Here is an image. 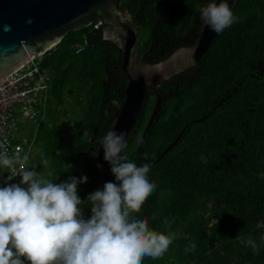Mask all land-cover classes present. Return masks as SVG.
I'll use <instances>...</instances> for the list:
<instances>
[{"label": "trees", "instance_id": "trees-1", "mask_svg": "<svg viewBox=\"0 0 264 264\" xmlns=\"http://www.w3.org/2000/svg\"><path fill=\"white\" fill-rule=\"evenodd\" d=\"M209 2L122 0L125 7L133 3L132 11L144 18L141 51L156 60L143 61H163L197 41L186 46L161 42L152 54L149 43L163 26L157 18H169L165 26L174 27ZM232 11L237 21L216 38L200 71L188 69L162 83V107L146 132L140 156L136 152L155 103L152 94L122 153L138 165L151 163L149 179L156 184L133 215L147 220L152 230L177 236L162 258L145 257L142 264H264V227H257L264 222V0H238ZM96 23L68 33L42 56L41 66L51 75L49 97L28 159L34 169L38 150L47 161L44 176L54 183L86 176L87 182L77 187L82 201L101 187L93 165L97 140L109 130L126 85L117 60L121 51L103 40ZM75 43L84 46L79 54L72 49ZM67 88L75 90L79 104L75 133L69 138L59 117ZM82 212L90 218L91 206L83 204ZM248 238L256 242L258 254L247 246Z\"/></svg>", "mask_w": 264, "mask_h": 264}, {"label": "clouds", "instance_id": "clouds-1", "mask_svg": "<svg viewBox=\"0 0 264 264\" xmlns=\"http://www.w3.org/2000/svg\"><path fill=\"white\" fill-rule=\"evenodd\" d=\"M200 13L204 25L217 34L238 19L228 0L219 4L210 0ZM126 136L113 126L98 138L119 183L106 182L86 201L77 194L86 176L54 183L29 167L15 172L22 161L0 153V168L9 170V180L21 177L20 184L0 187V264H24L25 260L28 264H142L145 257H163L177 236L152 230L147 220L133 215L141 211L156 184L149 179L151 163L138 165L122 154L128 148ZM85 203L91 206L88 219L82 212ZM257 227H264V222ZM246 244L259 253L252 238Z\"/></svg>", "mask_w": 264, "mask_h": 264}, {"label": "water", "instance_id": "water-1", "mask_svg": "<svg viewBox=\"0 0 264 264\" xmlns=\"http://www.w3.org/2000/svg\"><path fill=\"white\" fill-rule=\"evenodd\" d=\"M122 0H0V80L25 65L31 56H43L56 47L70 32L90 26L97 21L102 38L121 51L118 62L125 79L124 99L115 112L109 130L125 132L126 142L135 133L138 118L145 112L150 94L155 103L148 124L137 148L140 156L146 132L157 120L164 94L161 85L186 69L195 68L212 48L220 35L200 25L197 41L175 50L157 63L144 62L139 53L138 26ZM238 0H228L231 9ZM220 0H216L219 4ZM176 142L161 154L162 158ZM93 165L101 179L100 190L106 182L119 183L111 173V165L104 159L102 145L95 149Z\"/></svg>", "mask_w": 264, "mask_h": 264}, {"label": "built area", "instance_id": "built-area-1", "mask_svg": "<svg viewBox=\"0 0 264 264\" xmlns=\"http://www.w3.org/2000/svg\"><path fill=\"white\" fill-rule=\"evenodd\" d=\"M72 49L79 54L84 46L75 43ZM41 61L42 56H31L25 65L0 80V153L22 161L16 165L17 173L28 167L37 122L48 103L51 75ZM10 175L8 169L0 168V187L21 183L19 175L9 180Z\"/></svg>", "mask_w": 264, "mask_h": 264}, {"label": "flooded vegetation", "instance_id": "flooded-vegetation-1", "mask_svg": "<svg viewBox=\"0 0 264 264\" xmlns=\"http://www.w3.org/2000/svg\"><path fill=\"white\" fill-rule=\"evenodd\" d=\"M130 4L131 5H128L126 7L128 8V11L130 12V14L132 16L134 23L138 26L137 35L139 37L140 57L142 60H146V61L156 60L155 57H150L149 59H147L146 53L141 51L142 46L144 45V40H145V37L141 36L142 22H143L144 18L142 17V21H141L139 15L132 11L133 10L132 5H134V4L133 3H130ZM195 12H198V13L196 15H192ZM192 19L194 21H192ZM157 20L159 21V23H162L163 26H161L159 28L160 34L156 36L155 42L149 43L148 50L152 49V51H151L152 54L154 53V50L156 49L157 44H160L161 42L166 43V44L169 43V46H174L176 44V41H177L178 43H181L183 46H186V45L191 44L194 40H197L199 37L197 33H198V29H199V33H200V25H201L202 20H201L200 10H197L196 8L193 10V12H191L188 16H186V18L183 19L182 22L179 21L180 23L174 27L165 26V25H167V23L168 24L171 23L169 18H167V19L164 18V20H163L162 18L159 17V19L157 18ZM183 30L185 32H183V35H180V33ZM162 54H164V53H162ZM119 57H121V52H120V55H118L117 60L119 59ZM198 66L195 68H189V69H191L190 72H193L195 69L198 68ZM186 70H188V69H186ZM199 71L200 70L197 69V72H199ZM109 78H110V80L115 82L114 77L110 76Z\"/></svg>", "mask_w": 264, "mask_h": 264}, {"label": "rangeland", "instance_id": "rangeland-1", "mask_svg": "<svg viewBox=\"0 0 264 264\" xmlns=\"http://www.w3.org/2000/svg\"><path fill=\"white\" fill-rule=\"evenodd\" d=\"M59 109L62 111L59 117L62 124L63 134L65 138H69L73 133H75L73 122L79 112V104L77 102V96L74 89L67 88L65 90ZM33 156L35 157L33 164L35 171L37 173L42 172L44 175L47 171V163H44V160L41 158V153L36 149H34Z\"/></svg>", "mask_w": 264, "mask_h": 264}]
</instances>
